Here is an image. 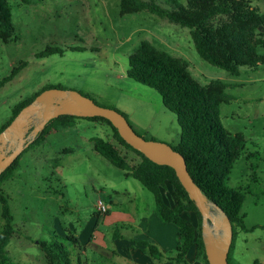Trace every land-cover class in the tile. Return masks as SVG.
<instances>
[{"label":"rangeland","instance_id":"rangeland-1","mask_svg":"<svg viewBox=\"0 0 264 264\" xmlns=\"http://www.w3.org/2000/svg\"><path fill=\"white\" fill-rule=\"evenodd\" d=\"M9 1L15 36L8 42L0 40V80L11 75L20 62L25 65L0 86V128L16 104L54 86L78 90L101 105L120 110L147 139L177 144L181 135L177 115L164 104L157 89L127 74L131 54L148 39L187 59L191 74L200 82L221 79L227 83L232 99L222 104L221 121L225 128L246 138L227 182L232 187H246L242 208L246 225L264 224V63L257 68L242 66L240 73L233 75L201 57L188 27L149 10L121 14L119 0ZM155 1L167 9L174 8L176 1L186 3ZM248 1L264 13V0ZM259 30L264 32V24ZM48 47L60 51L37 55ZM258 52L264 54V46ZM97 136L114 142L131 164L140 161L136 152L115 139L107 122L82 116L71 127L52 129L41 144L21 155L15 174L3 183L16 229L8 245L14 264H47L39 239L68 243L64 237L71 232L80 234L97 218L96 212L105 215L97 209L100 199L112 211L135 209L136 222L121 220L118 225L126 237L143 232L138 224L145 212L156 206L154 194L94 149ZM191 217L198 223L195 212ZM93 220L91 225L97 223L105 231L101 218ZM2 222L0 204V228ZM237 230L234 257L242 264H264V229L246 232L237 226ZM110 242L95 249L90 243L88 260L85 244L81 250L69 242L73 264H80L79 260L82 264H107L103 250L111 247ZM194 254L195 248L191 259ZM194 262H198L196 258Z\"/></svg>","mask_w":264,"mask_h":264},{"label":"trees","instance_id":"trees-1","mask_svg":"<svg viewBox=\"0 0 264 264\" xmlns=\"http://www.w3.org/2000/svg\"><path fill=\"white\" fill-rule=\"evenodd\" d=\"M248 2V0H186V3L176 1L174 8L167 9L155 0H119L121 14L149 10L160 17H167L188 27L201 57L233 75H238L242 66L257 68L264 63V54L258 52V48L264 46V32L259 30V25L264 24V13L251 7ZM14 36L11 3L9 0H0V40L8 42ZM57 51L60 49L48 47L37 55H49ZM23 65L24 61L14 66L12 74L0 80V86L11 79ZM127 74L136 81L157 89L164 104L177 115L181 135L178 143L172 146L185 156L193 179L231 218L234 234L228 264H242L234 257L237 226L248 232L257 227L264 229V224L246 225V214L242 211L246 187H232L227 182L231 169L246 144L243 133L228 130L221 121V106L232 99L231 94L227 92V83L221 79H212L208 83L200 82L191 74L187 59L158 47L148 39L142 40L131 54ZM45 88L47 87L43 89ZM42 90L16 104L11 117L0 131ZM77 117L80 116L62 114L51 119L25 150L41 144L52 129L61 130L73 126ZM86 118L107 122L114 131L115 139L140 156V161L131 164L114 142L102 136L93 139L94 149L98 153L122 168L126 176L138 179L153 192L162 219L178 225L177 253L173 259L182 264H210L202 238L201 212L179 180L175 169L168 164L151 160L126 142L109 119L102 116ZM23 152L0 174V204L3 218L0 228V264H14L9 255L8 245L16 229L9 195L3 188V183L15 174ZM246 155L249 157L251 154ZM166 184L173 188L176 202L172 206L166 203L163 196ZM192 212L197 214L198 223L192 219ZM65 238L68 243L80 246L79 238L74 233L67 234ZM38 243L47 264H73L74 255L69 246L71 243L57 238H41ZM139 243L144 244L152 256L163 255V251L151 240H140ZM192 247L195 248V258L198 262L190 263L187 260ZM252 264H257V261Z\"/></svg>","mask_w":264,"mask_h":264},{"label":"water","instance_id":"water-1","mask_svg":"<svg viewBox=\"0 0 264 264\" xmlns=\"http://www.w3.org/2000/svg\"><path fill=\"white\" fill-rule=\"evenodd\" d=\"M263 24L259 25V29ZM62 114L109 119L120 135L151 160L172 166L202 215V238L210 264H228L233 223L227 212L211 200L193 179L185 156L172 144L140 135L120 110L101 105L75 89L48 87L23 106L0 131V174L35 140L46 124Z\"/></svg>","mask_w":264,"mask_h":264},{"label":"crops","instance_id":"crops-1","mask_svg":"<svg viewBox=\"0 0 264 264\" xmlns=\"http://www.w3.org/2000/svg\"><path fill=\"white\" fill-rule=\"evenodd\" d=\"M163 196L167 204L171 206L175 204L176 200L173 195V188L170 184H166L163 188ZM134 213H136L135 209L132 212H123L118 210L112 211L111 206L109 212L105 215H100V213L96 212L97 218H92V220L94 219L93 221L95 222V219H97L98 222V219L101 218L105 224V231H101L96 225L97 223L91 225V220L86 229L82 230L80 234H77L81 250L83 248L82 243L85 244L83 251L86 254V260H88L87 246L90 243L92 244L93 249H95L100 247L99 244L106 245L109 243V240H111V247H107V251L103 250V257L105 258L107 264H182L177 263L173 259L177 253L178 225L173 222L163 220L156 204V206L152 208L151 212H145V214L141 217L138 227H140L143 232L136 235V237H126L118 225L121 220L136 222ZM125 225L126 223L122 222L123 228ZM108 235L110 236L108 237ZM140 240H151L158 245L160 250L163 251V255L160 257L152 256L147 247L144 244L139 243ZM192 251H194V247L191 248L187 255V260L190 263L194 262L195 259V254L194 258H190ZM79 262L82 264L81 260H79ZM86 264H89V262L87 261Z\"/></svg>","mask_w":264,"mask_h":264},{"label":"built area","instance_id":"built-area-1","mask_svg":"<svg viewBox=\"0 0 264 264\" xmlns=\"http://www.w3.org/2000/svg\"><path fill=\"white\" fill-rule=\"evenodd\" d=\"M97 209L102 213L106 214L110 210V205L104 202L103 200H99L97 202Z\"/></svg>","mask_w":264,"mask_h":264}]
</instances>
